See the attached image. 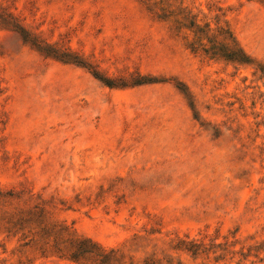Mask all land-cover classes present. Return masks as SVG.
I'll use <instances>...</instances> for the list:
<instances>
[{
    "label": "rangeland",
    "instance_id": "374dc122",
    "mask_svg": "<svg viewBox=\"0 0 264 264\" xmlns=\"http://www.w3.org/2000/svg\"><path fill=\"white\" fill-rule=\"evenodd\" d=\"M12 190L83 258L0 264H264V0H0Z\"/></svg>",
    "mask_w": 264,
    "mask_h": 264
},
{
    "label": "trees",
    "instance_id": "16d2710c",
    "mask_svg": "<svg viewBox=\"0 0 264 264\" xmlns=\"http://www.w3.org/2000/svg\"><path fill=\"white\" fill-rule=\"evenodd\" d=\"M20 194L14 190L0 191V232H5L7 236L18 235L20 239H27L26 243H33L43 253L51 255H63L67 246H75L77 248L75 253L83 258L80 253L83 252L80 242L71 235L65 234L66 229L59 224L49 222L41 215L37 217L36 207L27 206V202L22 201ZM32 225H36L39 230L31 232ZM100 252V249L95 247V254ZM110 256L113 258L114 254H108L105 259L109 260Z\"/></svg>",
    "mask_w": 264,
    "mask_h": 264
}]
</instances>
